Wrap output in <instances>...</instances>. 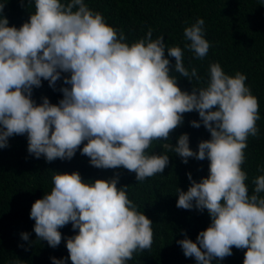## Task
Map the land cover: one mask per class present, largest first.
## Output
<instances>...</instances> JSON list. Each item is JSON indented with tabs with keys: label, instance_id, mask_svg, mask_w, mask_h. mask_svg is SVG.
Wrapping results in <instances>:
<instances>
[{
	"label": "clouds",
	"instance_id": "9594fccd",
	"mask_svg": "<svg viewBox=\"0 0 264 264\" xmlns=\"http://www.w3.org/2000/svg\"><path fill=\"white\" fill-rule=\"evenodd\" d=\"M6 2L0 0V148L26 133L28 152L52 161L71 159L87 140L80 151L92 165L124 167L136 173L137 182L163 173L169 152L184 163L207 158L208 175L197 181L188 172V189L175 191L177 207L207 209L211 222L195 241L185 235L176 242L195 264H219L233 246L246 249L243 264H264V166L251 192L241 167L248 137L260 134L258 98L246 74H229L219 61L209 63L207 78L190 92L172 74L201 80L196 66L185 65L184 49L207 56L204 19L185 26L182 48L167 45L163 34L153 38L151 27L129 43L123 30L85 0H34V11L19 27L3 14ZM62 73H70L63 77V98L51 103L44 96L37 103L33 87L43 78L55 88ZM193 110L200 119L190 123L210 132L197 150L184 132L175 144L162 145L167 151H148L153 141H169L183 114ZM51 179V190L31 205L37 238L56 247L60 228L71 222L78 229L64 237L69 256H52L54 264H68L69 258L72 264H128L152 247L153 221L129 198L127 185L117 186L118 176L91 181L79 171L54 170ZM21 236L29 240L28 232Z\"/></svg>",
	"mask_w": 264,
	"mask_h": 264
},
{
	"label": "trees",
	"instance_id": "16d2710c",
	"mask_svg": "<svg viewBox=\"0 0 264 264\" xmlns=\"http://www.w3.org/2000/svg\"><path fill=\"white\" fill-rule=\"evenodd\" d=\"M94 10L101 12L106 21L118 32L123 30L127 41L144 36L147 29H153V38L163 34L167 45L185 43L184 28L197 17L205 21V37L211 43L206 57L197 58L191 51L184 49L186 66H196L200 81L177 75V83L182 90L192 91L200 86L208 76V66L219 61L223 69L234 74L240 71L246 74L245 83L250 86L259 101L260 119L256 122L260 134L249 136L242 168L247 172L246 183L249 192L254 188V178L262 174L264 166V0H85ZM34 11V0H7L3 14L8 17L9 25L19 27L29 19ZM167 55V49H165ZM174 64L175 58H169ZM62 73L55 82V88L42 78L39 87L34 86L32 98L42 103L47 96L51 103L63 98L60 88L64 86ZM183 123L171 130L169 141H153L148 151L164 152V143L175 144L181 133L189 134V146L197 150L202 139H209L210 132L201 123L194 127L190 121L199 120L198 111L183 114ZM71 159L56 158L47 161L43 155L39 158L27 150V134L9 137L8 145L0 148V264L11 259H20L22 264H54L51 257H68L65 236H71V222L60 228L62 240L56 247L39 240L34 231V219L30 217L32 203L43 197L53 186V171H79L82 179L94 181L97 178L109 179L118 176L117 186L127 185L129 198L139 206L152 221L153 244L150 249L135 253L128 264H195V257L184 255L176 242L187 235L196 240L200 230L211 222L207 209H184L177 207L176 187L187 190L192 178L200 180L209 172V160L189 157L184 163L178 154L169 152V163L163 173L137 182L136 173L124 167L101 168L90 163V157L80 148ZM29 233V240H23L21 233ZM20 245H24L21 247ZM246 249L233 246L232 254L224 257L219 264H243ZM68 264H72L70 258ZM212 264H217L213 260Z\"/></svg>",
	"mask_w": 264,
	"mask_h": 264
}]
</instances>
